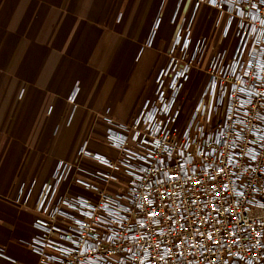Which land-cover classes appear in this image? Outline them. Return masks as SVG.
<instances>
[{
  "label": "built area",
  "instance_id": "1",
  "mask_svg": "<svg viewBox=\"0 0 264 264\" xmlns=\"http://www.w3.org/2000/svg\"><path fill=\"white\" fill-rule=\"evenodd\" d=\"M200 4L218 11L232 45L210 58L194 106L184 112L181 91L207 47L204 38L186 54L193 40L184 19L170 49L184 53L176 79H162L163 69L132 122L111 108L101 117L119 157L84 142L78 155L105 170L61 160L39 188L19 186L15 202L36 213L23 242L33 264H264V0ZM74 172L95 198L61 191ZM123 177L125 188L109 192ZM0 264L21 263L0 245Z\"/></svg>",
  "mask_w": 264,
  "mask_h": 264
},
{
  "label": "crops",
  "instance_id": "2",
  "mask_svg": "<svg viewBox=\"0 0 264 264\" xmlns=\"http://www.w3.org/2000/svg\"><path fill=\"white\" fill-rule=\"evenodd\" d=\"M197 1L0 0V245L21 264L37 257L23 244L34 235L35 213L15 202L19 185L36 179L40 187L61 160L105 170L78 155L84 142L119 157L101 117L111 108L117 121H133L169 66L184 19L192 40L206 39L199 66L222 50L218 11ZM72 176L63 193L95 198L74 183L78 172Z\"/></svg>",
  "mask_w": 264,
  "mask_h": 264
},
{
  "label": "rangeland",
  "instance_id": "3",
  "mask_svg": "<svg viewBox=\"0 0 264 264\" xmlns=\"http://www.w3.org/2000/svg\"><path fill=\"white\" fill-rule=\"evenodd\" d=\"M231 45H232V40L231 39L226 40V41L223 42V47L224 48H226V47L230 48ZM205 46L207 47V44ZM194 48H195V41L193 40V42L190 45V47L188 48L186 54L190 55V56L193 55L194 54ZM206 51H207V48H206ZM183 54L184 53L181 51V46H180V47H177V50H176V52H174V54L170 55L169 66L167 67L168 72L165 75L162 76V79H165L167 82L170 79H172V76L174 74L173 71L176 68H179V66H180L179 63L182 62ZM199 57L200 56L198 55V58ZM204 59L205 58H202V60H200V61H204ZM172 60L174 61V64L171 63ZM191 60H192L191 58L187 57L185 62L188 63ZM209 60H210V58H207V60H205L206 61V65H204L203 67L199 66L198 60L193 62V68H192V71L190 72V75H189L190 79H188V82L184 85V87L182 88V91H181V103L183 105V109H184L185 113H187L194 106V104L197 101V98H198L201 90L203 89L204 85L208 81V75L206 74L205 70L207 69ZM178 64H179V66H178ZM198 72H200V74H198ZM32 181H35L37 183V187L39 188L38 181L36 179H34ZM32 181H30L29 183H31ZM34 213H35V211H34ZM35 216H36V213H35Z\"/></svg>",
  "mask_w": 264,
  "mask_h": 264
},
{
  "label": "flooded vegetation",
  "instance_id": "4",
  "mask_svg": "<svg viewBox=\"0 0 264 264\" xmlns=\"http://www.w3.org/2000/svg\"><path fill=\"white\" fill-rule=\"evenodd\" d=\"M172 79H176L175 73L173 74Z\"/></svg>",
  "mask_w": 264,
  "mask_h": 264
}]
</instances>
